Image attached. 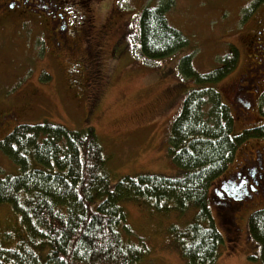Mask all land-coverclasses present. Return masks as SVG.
Masks as SVG:
<instances>
[{
	"label": "trees",
	"instance_id": "16d2710c",
	"mask_svg": "<svg viewBox=\"0 0 264 264\" xmlns=\"http://www.w3.org/2000/svg\"><path fill=\"white\" fill-rule=\"evenodd\" d=\"M163 4H146L136 17V48L147 62L189 43ZM234 64L231 52L207 73L195 69L190 54L179 62L181 75L198 87L182 95L171 121L168 153L181 170L176 176L140 173L113 183L105 147L89 123L79 129L49 121L14 127L0 140V152L17 168L0 177V204L12 207L19 226L0 234V264H143L150 252L144 239L132 240L124 205L130 200L164 212L193 208L185 227L171 226L172 238L187 264H215L222 235L209 190L242 142L264 138V124L235 131L231 108L213 87ZM238 210L228 212L236 217ZM248 232L264 264V209L250 215Z\"/></svg>",
	"mask_w": 264,
	"mask_h": 264
},
{
	"label": "rangeland",
	"instance_id": "374dc122",
	"mask_svg": "<svg viewBox=\"0 0 264 264\" xmlns=\"http://www.w3.org/2000/svg\"><path fill=\"white\" fill-rule=\"evenodd\" d=\"M144 2L169 5L170 24L189 40L175 55L148 64L136 55L133 32L136 17L146 6ZM101 3L96 15H102L108 7L107 14L111 15L113 23L102 58L109 82L101 90L100 100L91 113L87 106L88 88H84L86 74L76 63H69V59L48 55L45 32H41L40 24L27 22L18 28L9 25L0 33V113L11 112L7 124L0 127V140L24 123L49 121L70 129H79L89 123L95 126L110 158L108 170L113 183L126 175L148 172L178 175L180 168L167 153L168 136L171 121L180 109V94L192 88V81L181 76L177 66L183 56L190 54L195 69L207 73L220 65V59L233 47H238L237 66L219 82L221 87H216L230 97L227 89L243 72L247 60L245 40H252V29L259 25L257 19L263 14L264 0H103ZM244 106L240 103V109L244 110ZM240 116L238 111L235 131L244 126L261 125L257 121L259 118ZM245 144L253 149L262 148L264 141L249 138L240 147ZM242 155L240 148L237 161H241ZM236 159L229 163L227 173L236 169ZM16 170V164L0 152V177ZM220 180L222 177L216 182ZM124 205L133 232L132 240L144 239L150 252L143 264H187L170 228L178 223L185 227L196 213L193 208L181 213L172 209L158 211L134 200ZM263 208L252 204L242 211L239 221L242 239L237 247H233L223 233L225 228H219L225 238L216 264H261L259 259L247 260L248 252L257 250V244L248 236L246 220L254 211ZM228 215L233 224V215ZM18 226L17 213L10 205L0 204V234Z\"/></svg>",
	"mask_w": 264,
	"mask_h": 264
},
{
	"label": "flooded vegetation",
	"instance_id": "af4514ba",
	"mask_svg": "<svg viewBox=\"0 0 264 264\" xmlns=\"http://www.w3.org/2000/svg\"><path fill=\"white\" fill-rule=\"evenodd\" d=\"M101 1L103 0H0V33L9 25L18 28L27 22L40 24L41 32H45L48 55L69 59V63H76L80 71L86 74L84 88H88L89 109L99 102L101 90L109 82L108 70L102 58L113 23L111 15L107 14L108 7L102 15H96L97 7L102 6ZM261 11L264 14V8ZM263 14L257 19L259 25L256 24L252 29L251 36L252 40L259 43L245 40L248 44L245 45L247 60L243 72L227 89L234 113L239 111V115L250 119L263 118L260 116L264 109ZM236 55H239V60L240 51L232 53V57ZM240 103L245 105L244 110L240 109ZM250 106L252 109L248 110ZM10 116L11 112L0 113V127L7 124ZM242 154L241 161L236 163V169L226 175L225 183L215 184L212 194L216 207L214 214L218 213L228 221L226 206L242 205L245 210L252 204L264 207V146L253 149L245 144L242 146ZM228 230L229 240L236 244L242 238V228H232L229 225Z\"/></svg>",
	"mask_w": 264,
	"mask_h": 264
}]
</instances>
